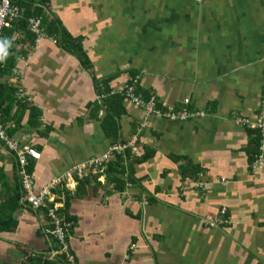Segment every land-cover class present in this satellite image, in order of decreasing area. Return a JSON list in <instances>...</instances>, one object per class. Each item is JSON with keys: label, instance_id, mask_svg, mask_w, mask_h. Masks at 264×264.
Listing matches in <instances>:
<instances>
[{"label": "crops", "instance_id": "1", "mask_svg": "<svg viewBox=\"0 0 264 264\" xmlns=\"http://www.w3.org/2000/svg\"><path fill=\"white\" fill-rule=\"evenodd\" d=\"M19 1L20 13L41 8L59 35L29 9L24 25L3 29L0 58L14 64L0 65V122L40 153L29 158L35 192L57 183L51 199L70 224L73 261L54 256L47 214L24 201L16 155L0 146V264H264L261 135L234 122L253 119L263 98L264 0ZM40 17L37 40L28 20ZM133 77L162 112L205 116L161 120L126 99L110 108L107 95L122 96ZM133 137L122 190L105 167L71 172ZM221 208L230 224L211 227Z\"/></svg>", "mask_w": 264, "mask_h": 264}, {"label": "built area", "instance_id": "2", "mask_svg": "<svg viewBox=\"0 0 264 264\" xmlns=\"http://www.w3.org/2000/svg\"><path fill=\"white\" fill-rule=\"evenodd\" d=\"M200 1V0H196ZM20 17V10L17 6H14L11 3V0H1L0 1V36L3 29L11 26L12 22ZM28 25L30 31L36 35V39H43L46 37L43 29L41 27L42 20L41 18H30L28 20ZM123 93V96L126 100H129L132 104L140 106L146 109V111L155 116L157 119H165L172 121H185L194 117H204L203 112H190L186 109L180 111H168L162 112L154 99H151L148 102H144L142 96L136 93L134 86H126V89ZM17 97H22V89L16 91ZM186 101L185 103H188ZM234 122L248 127L251 130H258L261 139H260V150L263 151L258 159L253 163L256 167L264 169V100L262 103V108L259 110V113L253 118L248 117L234 116ZM0 146L7 149L9 152H13L16 155V162L18 164V175L20 180V188L22 190L24 201L28 203L32 209L42 210L47 214L49 220V227L45 229L46 235L52 237L59 246V250L55 252L54 256L64 255L67 262H72L73 259L68 253L69 243L66 236V230L70 226L63 218L58 214L59 204L54 201L53 196L51 199V191L55 188V184L50 185L47 188H44L40 192H35V183L33 176L31 174V165L30 157L39 158L40 153L25 145H21L19 142L14 139L9 138L2 125L0 124ZM130 151L134 155H138L136 151V138L120 141L112 144L108 151L102 153L99 156H93L86 160L84 163L75 165L71 172L74 175L82 176L84 171L98 172L101 171L111 159L116 158L118 154H123L126 150ZM220 216L218 220L209 221L211 227L226 226L229 225V219L226 216V209L221 208Z\"/></svg>", "mask_w": 264, "mask_h": 264}, {"label": "trees", "instance_id": "3", "mask_svg": "<svg viewBox=\"0 0 264 264\" xmlns=\"http://www.w3.org/2000/svg\"><path fill=\"white\" fill-rule=\"evenodd\" d=\"M15 1H18V2H20L19 0H11V3L12 4H14V2ZM22 5V4H21ZM24 6V8H23V10H21V14L23 15V17H24V14H25V12L26 11H28V9H29V11L30 12H36L37 14V16H42L43 18V20H44V24H43V26H44V28L46 29V31H47V33L49 34V35H57L59 32V30H58V27H57V25H58V23H53V22H51L50 21V19L43 13V10L41 9V8H38V7H35V8H32V7H30L31 5H28V4H26V5H23ZM32 14V13H31ZM26 16V15H25ZM29 17H30V15H29ZM33 17V16H32ZM41 18V17H40ZM41 19V20H42ZM43 20H42V22H43ZM14 22V21H13ZM17 22H21L22 24H23V22L22 21H17ZM24 22H26V20H25V18H24ZM24 25V24H23ZM53 33H56V34H53ZM59 35V34H58ZM1 37V36H0ZM72 41L71 40H69V39H67V38H65V37H63L62 36V44L66 47V49L67 50H69V51H71L72 50V52H74L77 56H78V58L84 63V64H86L87 63V60H86V58H85V56L83 55V53L82 52H80L79 51V49H78V51H75L76 49H77V45H72ZM75 44H77V43H75ZM71 47H73L72 49H71ZM11 55H9V54H7V55H4V57L3 58H0V65L2 66V67H4V69H5V66H4V64L7 66V62H8V64H9V66L8 67H10V69H12V65L14 64V61H11V59H8L9 57H10ZM11 61V62H10ZM139 83H140V78L139 77H133L131 80H130V82L128 83V85L127 86H134L135 87V89H138L139 88ZM4 88H6V87H1L0 86V92H2V90L4 89ZM108 89V87L105 85V89ZM10 90V92H12V96L10 97L11 98V100H13L15 97H14V95H15V90H13V89H9ZM105 92L106 93H108L109 94V91H106L105 90ZM123 93H125V92H123ZM123 93L121 94L122 96H110V94L109 95H107V97H108V99L106 100L108 103H110L108 106L110 107V108H112L113 107V104H117V107L118 108H120V102H123V100H125V97L123 96ZM263 100H264V92H263V98H262V101H261V105H260V108H259V110L262 108V103H263ZM0 109H4L5 111H4V113L2 114V117H4V118H6L7 117V108H5V106L4 107H0ZM259 110H258V113H259ZM120 111H121V109H120ZM119 111V112H120ZM257 113V114H258ZM109 114H110V116L112 117V118H116V120H117V118H118V115H117V117H115V115L112 113V112H109ZM256 114V115H257ZM163 120H165V119H163ZM0 124L2 125V127L4 128V130H5V133H6V135L9 137V138H11V139H14V138H12L9 134H8V132H7V128H5L4 127V125H3V123L2 122H0ZM255 133H257L258 134V136H259V131L258 130H253ZM15 140V139H14ZM16 141V140H15ZM255 144H256V147L254 148V150H253V152H254V154H256V152L258 153L259 152V138L258 137H256V140H255ZM127 152H125V154L124 155H122V154H118L117 155V159H115V160H110L108 163H106V166H105V171L104 172H106V174H107V179H108V181H110L113 185H114V187L117 189V190H122L123 189V187H124V181H123V174L124 173H127V174H125V176H126V179H127V181H129V179H130V176H129V170H128V166L126 165L127 163H125V161L127 160L126 158H127V154H126ZM253 154V155H254ZM129 158V157H128ZM128 161V160H127ZM189 171L192 173V174H196L197 175V173H199V171H200V169L199 168H195V167H193V166H191L190 168H189ZM201 172V171H200ZM130 182V181H129ZM58 192H60V191H58ZM58 214H59V216L62 218V216H61V214H60V212H59V210H58ZM7 220V219H6ZM6 220H3V222L2 223H4V222H6ZM66 221V220H65ZM67 222V221H66ZM69 223V222H68ZM2 228V227H1ZM68 240V239H67Z\"/></svg>", "mask_w": 264, "mask_h": 264}, {"label": "rangeland", "instance_id": "4", "mask_svg": "<svg viewBox=\"0 0 264 264\" xmlns=\"http://www.w3.org/2000/svg\"><path fill=\"white\" fill-rule=\"evenodd\" d=\"M194 1H195V2H200L201 0H200V1H196V0H194ZM21 18H22V14L20 13V17L18 18V21H19ZM16 20H17V19H16ZM16 20H15V21H16Z\"/></svg>", "mask_w": 264, "mask_h": 264}, {"label": "clouds", "instance_id": "5", "mask_svg": "<svg viewBox=\"0 0 264 264\" xmlns=\"http://www.w3.org/2000/svg\"><path fill=\"white\" fill-rule=\"evenodd\" d=\"M5 49L3 47H0V53H4Z\"/></svg>", "mask_w": 264, "mask_h": 264}]
</instances>
